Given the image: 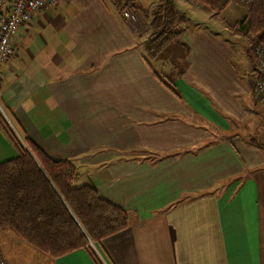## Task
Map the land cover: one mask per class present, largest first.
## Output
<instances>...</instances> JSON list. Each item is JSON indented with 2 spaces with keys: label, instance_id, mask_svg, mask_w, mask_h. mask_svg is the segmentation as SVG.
Returning a JSON list of instances; mask_svg holds the SVG:
<instances>
[{
  "label": "crops",
  "instance_id": "obj_1",
  "mask_svg": "<svg viewBox=\"0 0 264 264\" xmlns=\"http://www.w3.org/2000/svg\"><path fill=\"white\" fill-rule=\"evenodd\" d=\"M162 2L59 0L36 10L2 65L1 101L20 135L75 164L77 186L128 211L127 228L95 245L103 264H264V148L242 129L261 127L252 115L264 104L231 40L209 28L187 26L186 60L167 67L154 56L159 73L146 42ZM1 132L3 161L18 149ZM19 240L0 231L5 263L2 246ZM25 246L38 263L95 264L84 248L53 258Z\"/></svg>",
  "mask_w": 264,
  "mask_h": 264
},
{
  "label": "trees",
  "instance_id": "obj_2",
  "mask_svg": "<svg viewBox=\"0 0 264 264\" xmlns=\"http://www.w3.org/2000/svg\"><path fill=\"white\" fill-rule=\"evenodd\" d=\"M195 1L221 13L237 0ZM242 1L248 11L234 28L246 38L247 52H253L252 60L259 64L249 85L260 102L255 90L264 81V0ZM152 15L153 31L146 47L150 55L157 56L179 34L184 16L172 0H163ZM160 79L177 93L171 78ZM0 123L18 149L16 156L0 161V231L12 232L53 258L84 248L95 264H102L91 242L101 245L104 238L127 228L128 211L103 198L90 184L77 186L79 173L74 163L52 159L28 137L21 141L1 112ZM251 141L264 148L257 138Z\"/></svg>",
  "mask_w": 264,
  "mask_h": 264
},
{
  "label": "rangeland",
  "instance_id": "obj_3",
  "mask_svg": "<svg viewBox=\"0 0 264 264\" xmlns=\"http://www.w3.org/2000/svg\"><path fill=\"white\" fill-rule=\"evenodd\" d=\"M185 2L187 3V0H185ZM195 5L196 3L193 2V4H190L189 2L185 4V7L177 6L178 8L176 10H178V14L184 16V19L180 24L182 28L179 34L173 38L172 43H170L165 49H163L158 55V57L166 61L167 67H172L173 64L177 62L179 59L186 60V55L189 52V48L184 47V44L187 43L183 40V32L187 29V26H189L188 29H194L198 26H202L217 31L219 32L220 35L229 38L236 50V57L234 61L237 67L239 69L245 67V69H242V72H244V74L248 78L250 77L254 78L255 76H257L256 71H257V67H259V64L257 61L254 62L252 60L253 52H247L248 48H250L249 43L246 40V38L240 32L237 31V28H234V24L245 18L248 11L247 4L242 0L234 1L227 8L221 11V13H215L209 10L205 6L198 9L196 8ZM177 42L181 43V45L176 44ZM175 44L178 46H176ZM148 59L150 63L158 69V72L162 74L163 70H161L159 66H156L157 62L155 61V57L148 53ZM0 104L3 109V111L0 110V112L3 114L7 122L10 124L12 130L20 137V140L21 139L24 140V137L20 135L16 130V128L14 127L16 124L14 123V119L12 118V115L9 112L8 108L6 107V105L5 106L3 105L2 101H0ZM261 104L263 105L264 103ZM258 109H259L258 113L257 114L254 113L252 116L254 117V119L256 118V122L259 121L263 129H260L261 127L258 126L256 129L249 130L250 127L247 124V122L243 124L242 129L245 132H250L252 135H256L260 141H263L264 140V106L259 107ZM0 132L3 134L5 133L4 139L6 143L5 144L6 148L9 145L13 147L15 144L10 138L9 134L4 129L3 130L0 129ZM14 148L17 149L16 145L14 146ZM22 243L23 244H19V245L9 243L7 245L2 246L3 252L7 257V260L13 264H42L35 262V259H39V255H40L39 252H33L32 250L33 248H31L30 246H25L26 243L24 242ZM91 245L97 254V250L95 248L96 244L91 242ZM20 247L21 248L24 247L26 251L23 253L21 251L18 252L15 251V249L17 248L21 249ZM5 262L6 261L2 257L0 251V263L7 264Z\"/></svg>",
  "mask_w": 264,
  "mask_h": 264
},
{
  "label": "built area",
  "instance_id": "obj_4",
  "mask_svg": "<svg viewBox=\"0 0 264 264\" xmlns=\"http://www.w3.org/2000/svg\"><path fill=\"white\" fill-rule=\"evenodd\" d=\"M58 1L59 0H0V82L3 79L2 65L15 51L13 39L19 27L31 20L36 10L54 5ZM123 15L131 21L136 19L135 15L129 11H124ZM262 65H264V62ZM255 93L256 98L260 102H264V81H259L257 83ZM0 110L3 111L1 104Z\"/></svg>",
  "mask_w": 264,
  "mask_h": 264
}]
</instances>
